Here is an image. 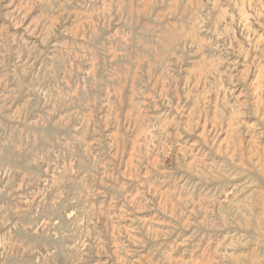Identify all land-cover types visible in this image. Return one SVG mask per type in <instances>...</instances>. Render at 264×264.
<instances>
[{
    "label": "rangeland",
    "instance_id": "obj_1",
    "mask_svg": "<svg viewBox=\"0 0 264 264\" xmlns=\"http://www.w3.org/2000/svg\"><path fill=\"white\" fill-rule=\"evenodd\" d=\"M0 264H264V0H0Z\"/></svg>",
    "mask_w": 264,
    "mask_h": 264
}]
</instances>
